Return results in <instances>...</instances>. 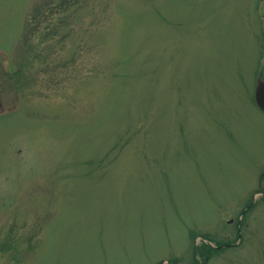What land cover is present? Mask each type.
Listing matches in <instances>:
<instances>
[{"label": "rangeland", "instance_id": "obj_1", "mask_svg": "<svg viewBox=\"0 0 264 264\" xmlns=\"http://www.w3.org/2000/svg\"><path fill=\"white\" fill-rule=\"evenodd\" d=\"M264 0H0V264H264Z\"/></svg>", "mask_w": 264, "mask_h": 264}, {"label": "water", "instance_id": "obj_2", "mask_svg": "<svg viewBox=\"0 0 264 264\" xmlns=\"http://www.w3.org/2000/svg\"><path fill=\"white\" fill-rule=\"evenodd\" d=\"M255 98L258 107L264 112V77L262 76L257 81Z\"/></svg>", "mask_w": 264, "mask_h": 264}]
</instances>
